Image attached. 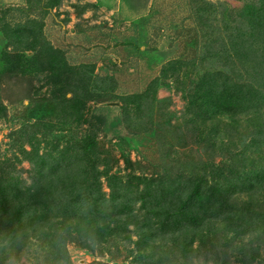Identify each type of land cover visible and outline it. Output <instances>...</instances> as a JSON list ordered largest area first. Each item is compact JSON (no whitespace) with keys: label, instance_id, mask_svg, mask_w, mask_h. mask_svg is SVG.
I'll list each match as a JSON object with an SVG mask.
<instances>
[{"label":"rangeland","instance_id":"1","mask_svg":"<svg viewBox=\"0 0 264 264\" xmlns=\"http://www.w3.org/2000/svg\"><path fill=\"white\" fill-rule=\"evenodd\" d=\"M263 7L264 0H0L7 37L15 26L39 27L42 42L34 47L46 40L69 64H94L124 97L108 100L106 92L90 101L79 82L0 74L2 184L25 192L35 168L45 169L46 153L62 151L67 165L84 150L82 162L95 171L88 175L99 173L96 186L107 199L115 186L121 195L125 186L132 191L126 207L117 199L118 220L110 210L106 242L82 249L65 241L66 264H156L162 255L161 264H264V223L256 222L264 216ZM12 42L0 33V55L4 47L27 57L37 52L13 51ZM96 84L101 89V80ZM146 89L148 96L131 102L127 129L120 106ZM91 141L105 154L84 149ZM182 192H190L199 233L217 237L186 256L182 242L194 228L168 216ZM34 213L45 216L41 208ZM60 234L67 237L64 228ZM4 264L44 262L31 245Z\"/></svg>","mask_w":264,"mask_h":264},{"label":"trees","instance_id":"2","mask_svg":"<svg viewBox=\"0 0 264 264\" xmlns=\"http://www.w3.org/2000/svg\"><path fill=\"white\" fill-rule=\"evenodd\" d=\"M37 26H39V24H37ZM260 26L263 32L262 38L264 39V21ZM11 31L12 33L9 34L8 37L6 34L2 33L5 32L4 28L0 30V33L8 41H11V39L13 40V51L18 50L27 52L32 51V49H37V52L34 53L32 51V56L27 57L26 53L12 54L4 47L0 55L2 70L0 74H15V76H37L43 74L47 78L50 76L57 80L63 79V82H79V84H81L80 96L82 99L90 101L99 98L97 97L98 95L106 92H111L108 95H106L107 93L105 94L108 100H110V98H115L114 100H119L120 98L124 99V97H120L118 94L114 93L113 90L116 85L115 82L112 83L113 79L111 77H99L95 74L94 64L71 65L67 62L64 55H62L63 52L60 50H53L46 40L41 48L34 47L41 46L40 43L42 40L40 39H42V36L39 27L35 30H29L22 26H15ZM32 33H34L33 37H38L39 39L30 41L29 36H32ZM242 38L244 40V36ZM239 49L241 48L239 47L238 51ZM46 57H49V59ZM13 63H15L16 67L9 65ZM47 64L53 66V68H49L50 72L46 70L48 69ZM45 72L48 74H45ZM97 80H101V89L98 88L99 86L96 84ZM106 81L112 83L108 89L105 88ZM147 90L148 89L141 94L126 96L128 98H125V104L120 106L121 121L123 126L127 129H130L131 126L128 116L132 108L131 105L133 104L131 102L139 101L148 96L149 91ZM249 91L256 93L250 87ZM224 94L225 93H222V95ZM79 106L84 107V103ZM1 111L4 110L0 109V112ZM80 117H82V115ZM89 143L90 146H84V149H87L88 152L92 154H105L102 151L94 152L96 141H91ZM36 152L38 153V150ZM61 153L62 151H57L45 154L48 155L47 160L42 163L45 169L40 171L37 170L38 167L35 168L36 180L33 186L28 187L25 192L21 190V186H18V184L12 182H5V184H2L0 182V264L6 263L14 254L22 252L24 247H30L31 245L36 246L38 257L43 259L44 264H66L65 241H75L79 244V248L88 249L89 245L86 244L88 241L90 243L94 240L106 242L107 237L111 238L113 228H110L109 224L106 222L110 218V210L112 209V212H114L118 220L120 201L117 199L123 196V206L126 207V201L129 199L128 195L132 194V191L128 186H125V192L121 195V186H115L114 193L112 195L110 194V198L107 199L100 187L96 186L95 179H97L99 173L96 172L92 174L94 176H89L87 170H93V168L89 169L88 164L82 162V158L88 155L87 152H84V150L76 152V155L73 157L74 162L67 165L63 164L64 157L58 156L59 154L61 155ZM38 160L39 159H37V161ZM39 169L41 168L39 167ZM105 175L107 174L105 173ZM110 177L115 178L113 176ZM86 179L89 180V182ZM144 189H148L147 186L144 187L143 190ZM148 192L150 191L148 190ZM189 194L190 192L187 194L182 192L184 199L181 200L180 206L177 207L172 214L168 215L169 218L178 217L175 223L182 225L185 223L191 229L192 227L190 224H192L194 228V232L192 231L190 238L188 240L184 238L182 242L184 249L183 256H186V252L195 253L198 248H205L206 246L212 247L217 241L214 231L207 234L199 233V226L195 224L198 223L199 220L198 214L193 204H188V200L191 199ZM159 199L160 198L157 200ZM40 208L45 216L46 214L53 213L54 218L48 220L43 215H39V219L36 218L34 216L36 213L34 212ZM100 208L106 210L105 216ZM162 208L163 206H161V209ZM256 222L260 224L264 223V216L258 215ZM116 224L115 221V226ZM63 228L67 237L60 234ZM236 228L237 227H235L233 231H236ZM1 231L5 233V240L9 239V234H15L17 237L3 241ZM19 233L22 235L18 236ZM73 233L75 234L74 238L71 236ZM161 235L164 237L163 233H161ZM195 237H197L198 241L195 240ZM3 242L8 244H3ZM195 242L198 246L196 249H191ZM151 257L152 256H148V258ZM164 257L165 256L162 255L161 259H156L155 263L161 264L164 261ZM224 263L223 261L222 264Z\"/></svg>","mask_w":264,"mask_h":264},{"label":"crops","instance_id":"3","mask_svg":"<svg viewBox=\"0 0 264 264\" xmlns=\"http://www.w3.org/2000/svg\"><path fill=\"white\" fill-rule=\"evenodd\" d=\"M88 39V38H87Z\"/></svg>","mask_w":264,"mask_h":264}]
</instances>
